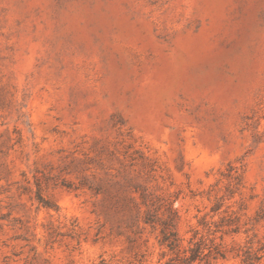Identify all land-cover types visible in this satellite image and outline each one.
<instances>
[{
	"label": "rangeland",
	"instance_id": "obj_1",
	"mask_svg": "<svg viewBox=\"0 0 264 264\" xmlns=\"http://www.w3.org/2000/svg\"><path fill=\"white\" fill-rule=\"evenodd\" d=\"M171 210L264 264V0H0V264H165Z\"/></svg>",
	"mask_w": 264,
	"mask_h": 264
},
{
	"label": "trees",
	"instance_id": "obj_2",
	"mask_svg": "<svg viewBox=\"0 0 264 264\" xmlns=\"http://www.w3.org/2000/svg\"><path fill=\"white\" fill-rule=\"evenodd\" d=\"M171 213V216L161 221L158 238L159 245L173 253L165 264H215L214 261L221 255L218 248L211 239H206L203 236L196 238L197 232H194L193 236L189 238L186 247H181V240L176 231L177 213L175 210H171ZM155 221L153 214H146L145 224L153 226ZM102 262L103 260H101V264Z\"/></svg>",
	"mask_w": 264,
	"mask_h": 264
}]
</instances>
